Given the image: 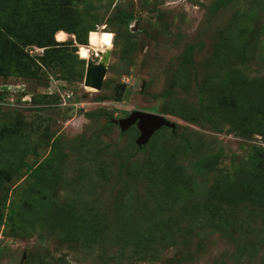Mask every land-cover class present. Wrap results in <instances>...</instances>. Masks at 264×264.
<instances>
[{"label": "rangeland", "instance_id": "rangeland-1", "mask_svg": "<svg viewBox=\"0 0 264 264\" xmlns=\"http://www.w3.org/2000/svg\"><path fill=\"white\" fill-rule=\"evenodd\" d=\"M38 1L76 33L0 76V264H264V201L239 189L247 162L264 185V0ZM86 29L115 33L99 91ZM134 111L175 129L139 147L136 125L110 123ZM160 160L191 206L164 197Z\"/></svg>", "mask_w": 264, "mask_h": 264}, {"label": "trees", "instance_id": "trees-1", "mask_svg": "<svg viewBox=\"0 0 264 264\" xmlns=\"http://www.w3.org/2000/svg\"><path fill=\"white\" fill-rule=\"evenodd\" d=\"M27 1H29L30 4ZM37 2L39 1L0 0V76L8 75L14 68L17 69V67L23 62L25 54L22 47L35 45L39 48H44V54L41 59L42 61L44 60L43 62L46 64V57L56 45L53 39L54 34L61 30L64 32L76 33L74 30H71L68 25L57 21L56 13L53 11V4L50 3V1H44L42 8L40 4H36ZM34 4L35 6H33ZM24 11H26L25 19L17 20L19 13ZM118 20L120 24L127 27L130 18L125 12H120ZM90 30L91 29H86L85 33ZM220 100L222 101L223 99ZM152 110L154 111V109ZM207 113L208 118L210 119V116L212 115L210 113V107L207 109ZM159 165H161L162 170L160 178L164 181V197L174 196L176 198H180L184 195L183 197L187 199V205L191 206L194 192L187 189L185 178L176 170L174 163L168 160H160L158 166ZM261 165L264 169V163ZM10 168H15L16 171H18L19 165L13 164L11 166L10 164ZM251 168L252 163L250 162H247L243 166L242 170L245 173L241 174L242 176H245L242 180H239V189L243 196V198L241 197L242 200L245 202L248 201V199L252 200V202L258 201V204L264 201V185L260 184L259 181L253 177V174L250 172ZM253 193L261 195H259L260 197L258 200H253L255 199L252 196ZM209 194L213 195L211 192ZM163 199L164 198L162 197L161 201ZM208 203L213 204V202L210 201L205 203L202 210L206 211ZM187 205L186 207L189 208ZM52 212L54 216H57L58 221L68 223L70 233L80 235V232H71L75 231L77 227L72 225V222L68 219L71 216L68 215V218H66L65 211L63 209L57 212L56 210H52ZM95 223L96 221L91 219L90 222L88 221L86 223L85 228H87V230H93Z\"/></svg>", "mask_w": 264, "mask_h": 264}, {"label": "water", "instance_id": "water-1", "mask_svg": "<svg viewBox=\"0 0 264 264\" xmlns=\"http://www.w3.org/2000/svg\"><path fill=\"white\" fill-rule=\"evenodd\" d=\"M135 31L136 29H132ZM103 62H98L95 65L87 63L84 85L93 88L96 91L101 89L102 82L106 74V64L109 58V51L105 54ZM47 115L60 116V111L45 112ZM111 124L119 126L122 131L127 130L133 125H136L139 131V137L136 141L139 147L145 145L152 135L159 129L166 127L172 130L175 129V124L168 121L165 117L155 113L134 111L127 118L124 119H111Z\"/></svg>", "mask_w": 264, "mask_h": 264}, {"label": "clouds", "instance_id": "clouds-1", "mask_svg": "<svg viewBox=\"0 0 264 264\" xmlns=\"http://www.w3.org/2000/svg\"><path fill=\"white\" fill-rule=\"evenodd\" d=\"M115 37V33L102 31V30H90L88 33L87 46L80 47L77 55L80 59L88 61L92 55L98 57V62H103L104 56L102 54L107 53L112 47V41ZM58 38H66V34L63 30L58 34Z\"/></svg>", "mask_w": 264, "mask_h": 264}, {"label": "bare ground", "instance_id": "bare-ground-1", "mask_svg": "<svg viewBox=\"0 0 264 264\" xmlns=\"http://www.w3.org/2000/svg\"><path fill=\"white\" fill-rule=\"evenodd\" d=\"M60 33V31L59 32H57L56 33V35H55V39L57 40V41H60V42H62V41H64L66 38H64V39H60V38H58V34ZM65 33V32H64ZM66 34V33H65ZM66 36H67V34H66ZM80 47H82V46H80ZM80 49V48H79ZM105 54V53H104Z\"/></svg>", "mask_w": 264, "mask_h": 264}]
</instances>
